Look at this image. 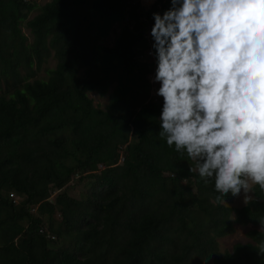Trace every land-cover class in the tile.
I'll use <instances>...</instances> for the list:
<instances>
[{"label":"trees","instance_id":"trees-1","mask_svg":"<svg viewBox=\"0 0 264 264\" xmlns=\"http://www.w3.org/2000/svg\"><path fill=\"white\" fill-rule=\"evenodd\" d=\"M37 1L0 0V264H264V190L224 206L214 178L159 137L151 31L172 0H50L25 22L27 44L19 26ZM109 88L94 108L87 93ZM74 175L88 180L81 199L64 191ZM247 225L262 230L218 250Z\"/></svg>","mask_w":264,"mask_h":264},{"label":"clouds","instance_id":"clouds-1","mask_svg":"<svg viewBox=\"0 0 264 264\" xmlns=\"http://www.w3.org/2000/svg\"><path fill=\"white\" fill-rule=\"evenodd\" d=\"M153 16L159 137L214 178L217 202L250 199L264 190V0H172Z\"/></svg>","mask_w":264,"mask_h":264},{"label":"rangeland","instance_id":"rangeland-1","mask_svg":"<svg viewBox=\"0 0 264 264\" xmlns=\"http://www.w3.org/2000/svg\"><path fill=\"white\" fill-rule=\"evenodd\" d=\"M50 0H38L37 2L34 3L35 7L34 9L28 13V15L26 16V19L24 20V22H22L20 24V31L21 33L26 37V43L29 44L31 43V35L29 33V30L27 29L25 22L30 20L31 18H33L37 13L39 8L45 4L48 3ZM155 0H139V5L142 9L146 10L151 4H153ZM117 33V29L115 28L114 33L110 34V36L108 37V39L102 41L103 45L106 46H111L113 39L115 38V35ZM55 66V60L53 59L52 56H50L44 64L41 65V68L39 70V72H36L35 77L38 80H46V73L45 70H49V69H53ZM155 75L156 72L153 73V75L149 76V82L151 85L150 88V96L155 95L154 97H157L158 95L156 94L158 92V87H160V84L158 82H154L155 80ZM79 76L82 77V72L79 73ZM111 92V88L108 89L107 93L100 97L95 93H87V97L91 100L92 105L94 108H98L103 110L107 104L108 101V95ZM152 94V95H151ZM120 162V160H119ZM88 180L86 181L85 179L80 180L79 176L74 175L71 177L70 182L68 184V186L65 187V190L67 192L68 195H70L73 198H80L82 195H85L86 191H87V187H88ZM253 185L250 186V192L247 194L250 199H247L245 201V196L246 194L244 193L243 189L241 190V193L238 196H235L230 203H223L224 206L226 207H230V208H240L242 206H244L247 202H249L250 200L253 199V195H252V188ZM54 197V193L53 195L51 194L49 199H52ZM249 230H259L261 231L262 229L259 228L258 226H251V225H247V226H234V230L231 234L220 238L217 240V248L218 250L222 253L226 250H230L231 246L236 244V243H247L248 239L246 238V233ZM201 264H211L210 260H206Z\"/></svg>","mask_w":264,"mask_h":264},{"label":"built area","instance_id":"built-area-1","mask_svg":"<svg viewBox=\"0 0 264 264\" xmlns=\"http://www.w3.org/2000/svg\"><path fill=\"white\" fill-rule=\"evenodd\" d=\"M145 58L146 59H150L151 60V62H152V53L150 52V50H147L146 52H145ZM142 61H144V59L142 60ZM154 71H155V68H154ZM153 75V74H152ZM152 95V94H151ZM155 95H153V96H151V97H154ZM9 197L12 199L13 198V201H16V199H15V197L13 196V195H9Z\"/></svg>","mask_w":264,"mask_h":264}]
</instances>
